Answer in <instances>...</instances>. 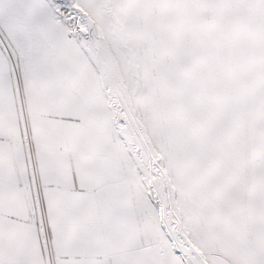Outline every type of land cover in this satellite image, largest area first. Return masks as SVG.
I'll list each match as a JSON object with an SVG mask.
<instances>
[{"label":"snow or ice","instance_id":"1","mask_svg":"<svg viewBox=\"0 0 264 264\" xmlns=\"http://www.w3.org/2000/svg\"><path fill=\"white\" fill-rule=\"evenodd\" d=\"M0 264H264V0H0Z\"/></svg>","mask_w":264,"mask_h":264}]
</instances>
